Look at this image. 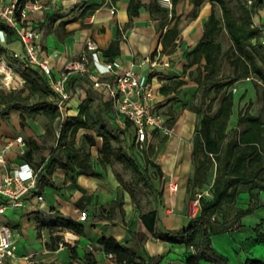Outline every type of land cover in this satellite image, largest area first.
<instances>
[{
  "label": "crops",
  "instance_id": "obj_1",
  "mask_svg": "<svg viewBox=\"0 0 264 264\" xmlns=\"http://www.w3.org/2000/svg\"><path fill=\"white\" fill-rule=\"evenodd\" d=\"M8 1L10 0H0L4 3ZM35 1L43 8L29 11L26 22L41 31V46L55 73L68 61L77 59L81 53L92 52L88 42L93 40L103 53V59L117 61L122 69L131 68L148 76L157 93L156 108L168 118V123L175 127V131L160 141L152 157L148 155L147 158L152 160L149 162V171L156 172L154 182L150 186L151 195L142 208H134L131 196L126 190L124 194L122 192L112 163L102 165L100 162L103 138L98 136L94 129L82 127L76 134L77 141L86 134L94 135L95 144H88L87 147L91 151L92 169L77 167L76 171L71 173L75 178L72 180L62 166H57L52 174H48L45 169L54 149L57 157L65 159L74 156L68 146L59 145L57 122L54 125L55 133L50 134L47 132L49 119L42 113L23 119L20 110L12 109L6 114L0 112V152L4 151L6 159L5 164H0V181L19 163L28 161L24 154L28 149L26 140L31 137L41 146L34 151L33 162H29L40 169L38 193L44 196V201L38 202L36 194H32L25 199L23 207H9L5 213L0 214V225L12 224L17 230V256L8 264H28L26 260H30L31 256H35L39 264H68L71 259L69 246L61 242L50 245V238L59 231L50 233L45 228L48 224H55L58 218L72 219L83 224L84 235L63 228L65 236L69 231L75 234V238H70L76 241L74 244H71L69 239H66V242L76 247L81 256L86 251H93L97 264H115L97 243L102 236L115 237L122 244L130 243L138 256L147 261L151 258L154 264H187L189 248L186 244L163 240L159 235L170 230L183 229L190 224L192 201L197 192H204L206 198L212 197L214 179L211 184L205 182L202 186L193 182L196 172L193 138L198 117L193 109H183L187 102L184 98H190L198 89L195 80L198 63L187 68L188 53L198 46L205 32V23L212 13L211 2L205 0L202 8L198 10L197 18L187 21L186 11H193V0H179L175 7V18L165 30L176 24L180 35L176 49L166 53L161 42L162 31L159 30L162 15L151 11L153 3L168 8L161 0H142L139 14L132 20L128 11L130 0ZM215 9L218 14L216 7ZM256 21L264 24V17L262 16L261 20L255 17ZM1 25L0 23V28ZM115 41L119 44L118 52L110 57L106 51ZM0 48H3L2 52L9 61L11 59L7 55L13 58L14 52H23V45L16 34L8 40L6 33V40L0 44ZM165 62L169 64L166 65ZM1 78L0 74V83ZM69 89L72 92L69 120L78 116L84 101L95 106V99L104 108L106 102L102 96L78 73L72 76ZM1 90L10 93L3 88H0V92ZM28 93L29 89L26 87L22 96ZM250 96L252 97V93ZM50 97L48 100L52 106ZM243 106L245 105L234 102L229 126L237 123L238 112ZM1 108H5V104L1 103ZM172 113H180L179 118H174ZM109 115L112 118H108L107 123L113 126L115 122L122 128V121L113 119V112H109ZM18 136L23 137L24 144L17 142ZM76 146L80 147L77 143ZM146 155L143 157L144 163L147 161ZM43 158L44 164L37 166ZM170 182L179 184L177 191H170ZM252 186L241 184L237 198L230 203H224L215 215L220 221L231 219L237 209L249 207L251 191L258 192L259 200L252 199V202L258 204L255 211L243 216L229 233L249 230L251 232L244 239L264 242V238L259 235L264 233V223L259 233L253 235L252 232L264 220V189ZM115 201L119 202V205L120 201L124 202L123 212L119 211L118 204L114 205ZM151 210L156 212L154 232L148 229L141 218L142 213ZM230 212L232 214L228 217ZM84 214L87 218L81 219ZM118 219H122L120 223L117 222ZM57 227L60 229V226ZM215 239L213 236V242ZM232 240L227 245L232 244L234 249H238V240L235 237ZM238 242L245 243L243 240ZM19 253H23V256H19ZM199 264L211 263L201 260ZM238 264L243 262L239 260Z\"/></svg>",
  "mask_w": 264,
  "mask_h": 264
},
{
  "label": "trees",
  "instance_id": "obj_2",
  "mask_svg": "<svg viewBox=\"0 0 264 264\" xmlns=\"http://www.w3.org/2000/svg\"><path fill=\"white\" fill-rule=\"evenodd\" d=\"M212 4V13L205 23V32L198 46L188 53V64L192 66L198 63L197 76L198 91L202 93V101L208 100L207 108L194 107L197 117L201 121L197 122L194 132L193 158L196 164V172L193 182L198 185L208 182L209 171L215 168V178L212 186V197H201L202 213L197 218H192L190 224L179 230H170L159 235L163 240L174 243H183L189 248L186 261L187 264H199L201 260H206L212 264H230L229 260L219 254L213 245V236L232 229L238 221L246 214L252 213L258 206L252 199L259 200V193L251 191V203L249 207L237 209L234 216L226 221H220L216 217L217 210L224 204L234 201L239 194L241 184H251L252 188L264 189V34L254 26V13L256 7L261 5L262 0H255L252 6L247 4V0H239L236 8L230 5V0H209ZM24 0H21L23 3ZM179 0H172L173 8L161 7L157 3L151 5L152 12H159L162 18L159 23V30L162 31L163 51L173 52L177 47V39L180 31L175 24L165 30L175 16V7ZM205 0H193L195 7H200ZM216 4L222 11V18L216 12ZM143 5L142 0H130L128 11L131 20L139 14V9ZM198 16L193 13L192 18ZM224 28L229 34L232 44L231 64L234 66V74L226 83L218 79L219 54L222 46L216 41L218 33ZM1 23V22H0ZM2 24V23H1ZM8 40L15 35V30L4 24L1 25ZM119 44L115 41L111 48L106 51L108 56H113L118 52ZM203 60L204 63L202 62ZM17 70L27 81L29 93L22 96V91H12L10 93H0V112L8 113L12 109L20 110L22 118L33 117L37 113H42L49 119L47 132L55 133L54 125L59 116V111L49 103L52 94L44 75L38 73L32 67H27L20 62ZM253 77V83L257 94L262 96L263 115H255L249 105L243 106L238 112L237 131L234 136L228 131L229 119L233 113L235 102L234 92L228 87L235 82ZM256 77V78H255ZM245 90L241 97L246 96ZM37 95L38 100L31 103L30 99ZM220 98L219 106L214 114H211L215 101ZM252 101H249V104ZM1 103L5 108H1ZM109 103L104 104V108L98 109L88 101H84L78 116L71 118L62 126L60 135L57 137L59 145L68 146L74 156L60 158L52 151L45 169L48 174H52L57 166H62L68 172V177L75 180L72 172L77 167L92 169L91 151L85 146H76V134L82 127L94 129L98 136L103 138L100 162L102 165L115 162L122 163L125 168H130L138 181H146L149 168L142 169V163L135 157L130 149L126 148L121 137L108 127V118H112ZM109 116V117H108ZM115 113L113 110V119ZM85 138L89 145L95 144V136L86 134ZM28 149L24 158L30 162L34 160V151L41 146L31 137L27 138ZM128 145V142H127ZM45 162L43 158L37 166H42ZM262 183V184H261ZM119 202L115 201V204ZM213 217H215L213 219ZM143 222L151 232L155 231L156 212L151 210L141 214ZM261 224L255 227L259 233ZM56 226L73 231L78 235H84L83 224L72 219L58 218ZM66 232V237L75 238L72 232ZM135 233H133L134 236ZM264 238V233L259 234ZM106 253H112L115 264H154L150 258L137 255V252L130 246V243L122 244L115 237L102 236L97 241ZM64 245L70 248L69 264H97L93 251H86L81 256L76 247H72L65 242ZM50 246V245H49ZM52 247V246H51ZM244 264H264V261L248 259Z\"/></svg>",
  "mask_w": 264,
  "mask_h": 264
},
{
  "label": "built area",
  "instance_id": "obj_3",
  "mask_svg": "<svg viewBox=\"0 0 264 264\" xmlns=\"http://www.w3.org/2000/svg\"><path fill=\"white\" fill-rule=\"evenodd\" d=\"M172 9V0H161ZM255 0H247L252 6ZM43 6L35 0H10L0 2V21L11 27L23 45V52H14L13 58L32 67L44 75L52 92L50 101L52 107L59 111L57 128L60 135L62 126L70 118V101L72 92L69 82L74 74L85 77L92 87L98 91L103 100L109 103L115 112V118L122 121V128L128 132V147L137 159L144 164L145 151L151 146L154 134L159 132L165 136L174 133L175 127L168 123V118L156 108L157 93L147 75L138 73L131 68L122 69L120 63L103 59V53L98 49L95 41L88 42L92 52H83L77 59L68 61L55 73L49 58L44 54L41 46V31L26 22L29 11L41 9ZM264 17V0L256 7L254 26L264 34V24L255 22V17ZM6 40V33L0 28V42ZM168 65V62H165ZM0 74L2 75L0 88L9 92L21 91L27 87L26 79L10 63L0 48ZM17 142L25 143L22 136ZM4 151L0 152V164H5ZM40 169L29 161L19 163L10 173L0 181V214L9 207L24 206L25 199L36 194L37 201L43 202L44 196L39 194ZM170 191H177L179 184L170 182ZM204 192H197L192 201L190 215L197 218L202 213L201 197ZM87 215L81 216L86 219ZM215 217H213L214 219ZM17 230L8 223L0 225V264L8 262L17 256ZM112 259V253L107 254Z\"/></svg>",
  "mask_w": 264,
  "mask_h": 264
},
{
  "label": "rangeland",
  "instance_id": "obj_4",
  "mask_svg": "<svg viewBox=\"0 0 264 264\" xmlns=\"http://www.w3.org/2000/svg\"><path fill=\"white\" fill-rule=\"evenodd\" d=\"M238 3H239V0H230V5L234 8H236ZM201 8H202V6L195 7V5H194L193 11H190V10L186 11L188 13H187V16L185 17V20H187V21L191 20L193 13L197 12V10H200ZM216 8L218 11V16L220 18H222V11L220 10V7L218 4H216ZM221 25H222L223 29L218 33V35L216 37V41L218 43H220L222 46L221 52L219 54L220 67H219L218 79L222 83H226L230 80V78L234 74V66L231 64V58H230L231 54H232L231 49H232L233 42H232L229 34L227 33L226 29L224 28L223 22ZM1 43L2 42H0V44ZM1 50H3V48H1ZM7 56L9 59H11L10 63L17 69L19 67L20 62L11 58V56H9V55H7ZM253 81H254L253 77H247V78L241 79V80L235 82L234 84L230 85L228 87V90H232L234 92L235 102H239L240 105H249L250 111L255 115H263L262 96L257 94ZM245 90H247V92H246V96L243 98V97H241V95ZM2 92L4 93L3 90H1L0 93H2ZM251 93H252V97L250 96ZM220 98L221 97H219L215 101L214 108H213V111L211 112V114H214L216 112L217 107L219 106ZM180 99L181 100L186 99V101H187L184 104L183 109H185V108L193 109L194 107H202L203 109L207 108L208 100H206L205 102L202 101L201 91L196 92L190 98L186 96V98H184V99L180 98ZM250 100L252 102L249 104ZM36 101H37V96H34V98L30 99L31 103H34ZM94 103H95L94 105L96 108H98V109L103 108L101 103L96 102L95 99H94ZM111 111L113 112V109ZM179 114L180 113H172L174 118H177L179 116ZM198 121L200 122L201 118H198ZM56 122H57L58 126L61 123L58 119L56 120ZM107 124L110 127V129H112L113 131H115L117 134L120 135L124 145H126V148L129 149V147L127 145V142H128L127 131L118 127V125L115 122H113V126H110L109 123H107ZM236 125H237V123L229 126L228 131L231 133V136H234L236 134V131H237ZM164 137H165V135H163L161 133H155L154 134V138L152 140L151 146L149 147V149L147 151H145V152H147V153H145V154H147L146 158L148 157V155H149V157L153 156L154 152L157 150L156 148L159 147L160 141ZM76 143L79 146L85 145L86 147H88V142L85 138V135L81 136L79 141H77V139H76ZM149 162H152V160L147 158V161L144 164H142V167H143L142 169H144L146 166L149 168V166H150ZM112 167H113V172L115 173V175H116V177L120 183L123 194H124V190H126L128 192V194L131 196V201L133 203L134 208H142L141 206L144 205V203H146V199L148 198L149 195H151L150 186L154 182L153 179H155L156 172L148 171L149 172L147 174L148 179L146 181H138L134 172L130 168H125L122 163H119V162L112 163ZM215 175H216L215 168H212L209 171V177H208L207 184L212 183L213 179L215 178ZM123 203L124 202L120 201V205L118 204L119 208H120L119 211H121V212H123V206H122ZM232 209H233V207H232ZM228 212H229V209H228ZM232 213H233V211H232ZM232 213L231 212H230V214L228 213V217ZM249 214H251V213H249ZM121 220L122 219H118L117 222L120 223ZM123 222H125V221H123ZM10 225L13 226L12 224H10ZM46 226L47 227H45V228H47V230L50 233L59 231L58 234H56L55 236H52L50 238V242H49L50 245L51 244H52V246L57 245V244H59V242H61L64 245V243L67 241L66 239H69L71 244H74L76 242L73 239L66 238V236L64 234V230L62 227H60V229H59L55 224H48ZM249 232H251V231L246 230V231H240V232H233V234L235 233L233 235V234H230L229 231H226L223 233L215 234L214 237H216V239L214 240L213 245L215 244L214 247H215L216 251L219 254L226 257L229 260L230 264H238L239 260L241 262H243V264L248 259L263 260L264 259V242L263 241L252 242L251 239H247V240L244 239L245 237H248ZM252 232H253V235H256L255 230ZM222 237H223V239L221 240ZM234 237L238 241L243 240L245 242V243H243V242L240 243L237 241L238 249H234L232 247V244L227 245V244H229L228 242H230V240L234 239ZM232 242H233V240H232ZM21 254L19 253V256H23V253H21ZM79 254L81 255L80 252H79ZM26 261L28 262V264H39V261H37L35 256H31L30 260H26ZM204 261H206V260H204ZM209 263H211V262H209Z\"/></svg>",
  "mask_w": 264,
  "mask_h": 264
}]
</instances>
